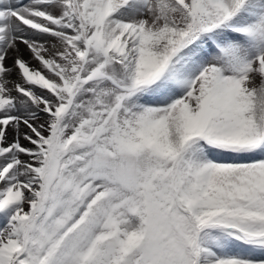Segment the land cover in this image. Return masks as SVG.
<instances>
[{
  "label": "snow or ice",
  "instance_id": "6c2138e0",
  "mask_svg": "<svg viewBox=\"0 0 264 264\" xmlns=\"http://www.w3.org/2000/svg\"><path fill=\"white\" fill-rule=\"evenodd\" d=\"M0 264H264V0H0Z\"/></svg>",
  "mask_w": 264,
  "mask_h": 264
}]
</instances>
